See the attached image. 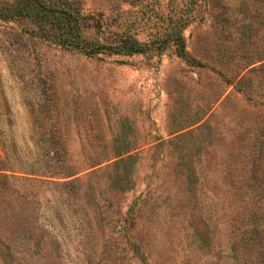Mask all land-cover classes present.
<instances>
[{"label": "rangeland", "instance_id": "obj_1", "mask_svg": "<svg viewBox=\"0 0 264 264\" xmlns=\"http://www.w3.org/2000/svg\"><path fill=\"white\" fill-rule=\"evenodd\" d=\"M67 1L146 47L0 18V208L25 221L0 264H264V0Z\"/></svg>", "mask_w": 264, "mask_h": 264}, {"label": "trees", "instance_id": "obj_2", "mask_svg": "<svg viewBox=\"0 0 264 264\" xmlns=\"http://www.w3.org/2000/svg\"><path fill=\"white\" fill-rule=\"evenodd\" d=\"M67 3V0H0V18L28 17L35 26V31L32 33L34 36L48 40L51 38L54 43L77 49L86 55L102 51L127 53L141 51L146 47V44L141 43L135 37L124 36L113 43H105L83 36L80 28L88 24V15L82 12L78 4L74 5V10H70ZM30 32L33 31L30 29ZM176 51L181 55L186 54L182 42L177 46ZM3 166L1 163L0 185L10 186L12 184L8 180L9 175L3 171L5 169ZM13 167L22 168L19 171L28 174H35L40 170V167L34 166L31 162L23 167L8 165L10 170H13ZM0 198L3 201V197L0 196ZM8 204L0 208V247L6 246L12 240V234L19 225L22 228L25 227L22 211ZM24 242L18 245L20 246L18 251L28 248V240Z\"/></svg>", "mask_w": 264, "mask_h": 264}]
</instances>
